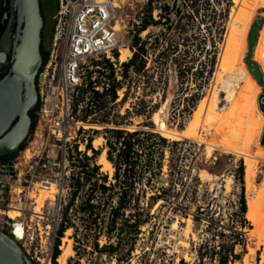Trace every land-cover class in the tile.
<instances>
[{
    "label": "rangeland",
    "instance_id": "374dc122",
    "mask_svg": "<svg viewBox=\"0 0 264 264\" xmlns=\"http://www.w3.org/2000/svg\"><path fill=\"white\" fill-rule=\"evenodd\" d=\"M116 1L120 4L116 15V25L119 27L117 35L120 39L126 37L131 40L147 0ZM166 1L172 9L170 18L167 20L163 17V23L150 26L139 34L147 42L146 53L144 59H138L135 65L144 61L143 70L137 72L136 68H131L122 78L121 65L124 61L119 60L121 65L118 64L117 78L123 86L117 90L115 104L108 105L112 107L106 118L108 123L101 120L107 112L104 110L83 118L84 108L92 93L87 91L81 96L84 102L76 118L93 126L82 128L85 131L80 130L76 139L80 156L71 165L68 178L70 191L66 201L74 190V180L82 163L88 167L93 163L99 165V171L107 175L106 185L114 182V169L110 173L98 163L102 149L107 151L103 136L106 129L155 131L162 137L152 120L153 114L159 111V118L168 126L182 128L186 125L190 134L177 140L165 137L166 143L155 150L156 175L148 184L136 185L135 194L138 195L140 209L135 215L141 221L137 235L127 233L128 229L123 224L128 210L116 220L112 230L109 226V235H106L105 225L110 222L111 214L104 211L101 214L104 226L101 232L96 231L86 213L74 210L75 205L91 193L93 181L84 186L78 193L73 209H70V223L73 226L68 236L72 240L74 254L67 264H179L181 260L184 264H216L215 259L203 253L206 248L218 245L222 239L219 231L230 229L229 221L231 215L237 212L240 194L237 179L240 165L245 197H251L255 191L245 186L244 162L248 145L259 155V158H255V187L264 178V144H261L264 114L258 104V97L264 91V47L255 59L252 57V47L259 35L264 34V7L255 14L254 10L264 5V0H254L257 6L250 8L251 14L246 18L245 27L238 29L235 37L232 25L237 13L246 7V0L238 1L231 16L229 31L227 27L233 0ZM50 7L47 5L48 22L53 25L54 13ZM207 11L212 12L210 17L205 16ZM158 13L160 10L154 9V19L159 18ZM241 35L246 37L238 50L236 43ZM46 36L45 49L50 47L52 29L46 32ZM235 57H238L233 72L235 79L231 84H220L217 96L209 95L214 72L222 62ZM248 60L259 65L262 75L255 67L253 72L262 85L249 71ZM104 70L105 76L101 80L109 83V70ZM203 95L204 99L199 100ZM33 135L29 140H33ZM95 136L104 138L99 148L93 146V140L91 142L92 148L99 151L98 155H93L90 149L86 151L85 146L88 137L94 139ZM41 192L39 196L43 194ZM48 195L46 192L42 202ZM116 199L113 197L111 203L115 204ZM129 211L133 213L135 208ZM131 218L133 221L134 216ZM248 223L249 227L244 229L245 246L235 247L241 259L233 264H241L245 254L252 264H257L264 254V238L259 241L257 235L251 234L250 228L253 226L250 221ZM118 233L123 239L116 245ZM96 240L98 248L94 246ZM110 242L114 250L106 248ZM55 244L52 247L26 246V250L34 264H54L52 255ZM62 244L61 237L58 246L60 252ZM55 261L59 264L58 257Z\"/></svg>",
    "mask_w": 264,
    "mask_h": 264
},
{
    "label": "built area",
    "instance_id": "2783aa9c",
    "mask_svg": "<svg viewBox=\"0 0 264 264\" xmlns=\"http://www.w3.org/2000/svg\"><path fill=\"white\" fill-rule=\"evenodd\" d=\"M56 1L50 47L35 80L36 124L27 136L29 140L34 134V138L14 158L0 159V231L30 259L26 246L52 247L57 239L70 191L71 165L80 156L76 139L80 130L85 131L76 118L84 102L83 90L107 89L109 83L101 80L104 76L97 81L95 74L98 69L110 70L109 64L118 80L120 49L130 45V39H120L115 30L120 7L116 0ZM41 191L50 195L36 211Z\"/></svg>",
    "mask_w": 264,
    "mask_h": 264
},
{
    "label": "trees",
    "instance_id": "16d2710c",
    "mask_svg": "<svg viewBox=\"0 0 264 264\" xmlns=\"http://www.w3.org/2000/svg\"><path fill=\"white\" fill-rule=\"evenodd\" d=\"M165 0H147L144 5V12H142V17L138 21L136 25V30L130 40L129 47L131 48L132 55L131 57L122 63V78L126 76L128 71L132 68H136L137 72H140L144 68V61L142 64L136 66V61L138 59H144L146 53V44L147 42L139 36L140 32L145 31L150 26L160 25L162 22V18L165 17L167 20L170 18L171 10L169 3L164 2ZM239 0H233V4L231 6V11L229 13V23L227 27V31L230 30L231 27V16L235 11ZM40 2V10L42 14V3L45 2L47 5L51 6V10L54 13L57 9V1L56 0H39ZM258 3L254 0H246L245 6L248 8H244L242 12H238L234 23H233V37H235L238 29H243L245 27L246 18L250 17L251 11L250 8L256 7ZM209 5V4H208ZM207 7L206 9H208ZM154 9H159L160 13H158L159 18L154 19L152 13ZM264 11V8L262 9ZM163 11L165 13H163ZM215 14V11L212 9ZM212 12L207 11L205 16H211ZM43 16V14H42ZM242 23L244 25H242ZM243 26V27H242ZM229 29V30H228ZM226 31V33H227ZM43 32V29H42ZM250 35V34H249ZM248 35V39H249ZM226 36V34H225ZM41 55L43 62L47 58V51L43 48L41 43ZM117 55V53H116ZM101 64L102 62H98ZM247 66L254 79L257 81L259 85H262L261 81H258L253 68H257L260 74V67L257 63L252 61H247ZM110 70L108 73V78L110 79V84L107 89H105L102 93L92 90V96L87 104L86 108H84V117L92 115L96 112H101V110L107 111L105 115H102V119L105 123L106 118L111 112V108L109 107V103L115 104V100L118 98L117 90L123 86L121 80H117L115 77V70L112 65L109 64ZM98 77L97 81H100V76H105V71L101 69L97 70ZM215 74V72H214ZM214 77V75H213ZM212 77V80H213ZM212 82V81H211ZM92 82H89V88H91ZM88 90V89H87ZM86 89L83 90V93L87 92ZM205 95H203L199 100L204 99ZM198 100V101H199ZM198 103V102H197ZM197 106V104H196ZM195 106V108H196ZM193 109V111L195 110ZM35 109H31L29 111V116L31 118L30 125V135L36 124V116ZM162 110V109H161ZM159 112V111H158ZM158 112H155L152 116L153 122L157 125V127L168 126L164 120L160 119L158 116ZM193 113V112H192ZM171 127V126H169ZM180 130L186 129V125L182 128H178ZM105 138V144L107 147L106 157L111 162L114 168L113 179L114 182H110L106 185L107 175L101 173L99 171L100 166L94 164L91 167H88L86 163H82L80 165L79 174L76 176L74 180V190L71 192L70 198L64 207L62 221L60 222L58 231H57V239L55 244V251L52 255V260L54 264H57L55 259L60 254V250L58 246L60 245V238L63 237V233L72 227L70 223V209H73L76 198L78 197V193L84 188V186L93 181L91 187V193L86 195L84 199L80 202V204L75 205L76 210L80 212L86 213L90 218V222L94 225L96 231L101 232L102 227L104 226V221L101 219V214L104 211H108L111 214L110 222L105 225L106 235L110 234L108 231L109 226L110 230H112L116 224V220L120 217H123L125 212L128 210V216L124 218L123 224L126 225L128 232L132 235H137L139 233V225L141 221L136 218V213L140 209L139 203L137 202L138 195L135 194L136 185H146L150 182L152 177L156 175L155 169H157V159L155 157L156 147L159 145H164L167 141L165 137H161L158 132L155 131H143V130H133L128 131L120 128H109L105 130V134L103 135ZM93 138L88 137L86 143V151L89 149L92 150L93 155L100 154L98 150L92 148L91 142ZM28 142V137L20 144L17 151H14L6 156H0V159L3 161H7L9 159L14 158L21 150H23ZM161 154V153H160ZM87 159H91V157H87ZM240 176L237 178L240 183V194L237 201V212L233 213L230 218V229L228 231H219V236H222V239L218 243L217 246L206 248L203 255L208 254L211 259L216 260V264H233L234 261L241 259V254L235 252L236 245L245 246V227H249L248 221L249 214L247 210V202L244 194V185L242 179V166H239ZM110 191H112V195H110ZM95 192V193H94ZM113 197H116L115 204H112L111 200ZM111 203V204H110ZM131 208H135V211L131 213ZM134 216L133 221H131V217ZM252 229V228H250ZM109 237V236H108ZM98 238V237H97ZM221 238V237H220ZM117 242L116 245L120 244L122 241V237L120 233L117 234ZM95 248H98L99 243L96 240L94 242ZM109 249L114 250L113 244L110 242L108 247ZM111 253V251H110ZM34 263V262H33ZM179 264H184L183 260L180 261Z\"/></svg>",
    "mask_w": 264,
    "mask_h": 264
},
{
    "label": "water",
    "instance_id": "95a60500",
    "mask_svg": "<svg viewBox=\"0 0 264 264\" xmlns=\"http://www.w3.org/2000/svg\"><path fill=\"white\" fill-rule=\"evenodd\" d=\"M43 25L39 0H0V156L17 151L30 131L29 111L37 102L35 80L43 62ZM258 104L264 114V91ZM0 264L34 263L0 231Z\"/></svg>",
    "mask_w": 264,
    "mask_h": 264
},
{
    "label": "bare ground",
    "instance_id": "6f19581e",
    "mask_svg": "<svg viewBox=\"0 0 264 264\" xmlns=\"http://www.w3.org/2000/svg\"><path fill=\"white\" fill-rule=\"evenodd\" d=\"M262 7H264V5L258 6L254 10V14L259 8H262ZM116 24L117 23H115V30H118L119 27ZM245 37L246 36L241 35L240 38L238 39V41L236 43V47L238 50L241 49V45L244 43ZM262 47H264V34L259 35L256 44L253 46V51H252L253 59H255L257 57V55H258V53ZM131 55H132L131 50L127 47H123L120 49L119 60L120 61H126V59H128ZM237 60H238V57H235L233 59L227 60L226 62H222L220 64V66H219V64H217V67L219 66V68H218V70L215 71L213 80L211 82V88L209 90V95L212 94V96H217L218 86L220 84L222 85L226 82H228V84L232 83V81L235 79L233 77V72L236 68L235 65H236ZM208 100H209V97L207 99V103H208ZM83 125L85 128H89V127L93 126V125H89L86 123H84ZM95 128H96V126H95ZM158 131L162 136H164L166 138L173 139V140L186 138L190 134V130H187V129L180 130L178 128L169 127V126L159 127ZM103 140H104V138L102 136H95V138L93 139V142H92L93 146L95 148H99V146L102 144ZM89 151L90 150H88V152ZM208 151H209V149H208ZM208 151H207V153H208ZM255 158H259V155L256 154L255 152H253L248 145V148L246 149V157H245V162H244V164H245V173H244L245 186L248 190L254 189L255 191L251 197L246 198V202H247V210H248V214H249V219H250V222L253 226V228L251 229V234H255V236L257 235L258 240L260 241L264 238V178L258 184V186L255 187V160H256ZM98 163L101 165L102 169H106L107 171L112 173L114 168H113L111 162L106 157V149L105 148L102 149V152L99 155ZM53 190H54V188L51 189V196H52ZM45 194H46V191H43V194L37 198V205L35 207L36 211L42 205L41 204L42 197ZM10 215L11 216H17L18 214L16 212H10ZM189 222H190V219H189ZM173 225L175 226L176 224L174 223ZM173 228H175V227H173ZM70 232H71V228L67 229L65 231V236L62 237L63 244L60 246L61 252L58 256L59 264H67L68 259L74 254V249L71 245L72 240L68 236L70 234ZM247 247L249 248V246H247ZM241 264H252L250 262V257H248L247 254H245V256L243 257ZM257 264H264V254L261 255L260 261Z\"/></svg>",
    "mask_w": 264,
    "mask_h": 264
},
{
    "label": "flooded vegetation",
    "instance_id": "af4514ba",
    "mask_svg": "<svg viewBox=\"0 0 264 264\" xmlns=\"http://www.w3.org/2000/svg\"><path fill=\"white\" fill-rule=\"evenodd\" d=\"M47 4L45 2L42 3V14H43V20H44V25H43V32H42V46L45 48V41L44 39L47 38L46 32L50 31L52 29V24L48 22V14H47Z\"/></svg>",
    "mask_w": 264,
    "mask_h": 264
},
{
    "label": "crops",
    "instance_id": "0c3cea01",
    "mask_svg": "<svg viewBox=\"0 0 264 264\" xmlns=\"http://www.w3.org/2000/svg\"><path fill=\"white\" fill-rule=\"evenodd\" d=\"M257 18H258V17H257ZM253 25H254V24H252V26L250 27L249 34L251 33V31H252V29H253ZM249 34H248V35H249ZM249 37H250V35H249Z\"/></svg>",
    "mask_w": 264,
    "mask_h": 264
}]
</instances>
